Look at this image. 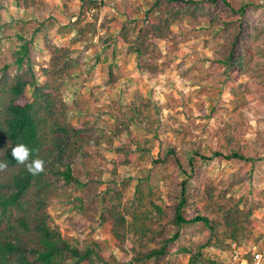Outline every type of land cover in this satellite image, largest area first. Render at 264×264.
Returning <instances> with one entry per match:
<instances>
[{
	"label": "trees",
	"instance_id": "1",
	"mask_svg": "<svg viewBox=\"0 0 264 264\" xmlns=\"http://www.w3.org/2000/svg\"><path fill=\"white\" fill-rule=\"evenodd\" d=\"M14 2L22 10L37 7L34 0ZM1 4L2 0L0 51L7 36ZM102 4L103 0H83L76 19L70 21L74 33L72 41L81 46V51L94 43ZM262 4V0H147L144 5H136V11L142 12L141 24L129 17L113 41L126 45L127 53L136 56L140 70L156 74L161 66L159 44L174 36L173 27L186 20L198 21L204 17L210 23H219L224 31L219 61L228 70H241L255 83H264V24L251 26L248 22L250 12ZM90 12L91 20L87 17ZM18 36L24 41L14 50L15 67L6 63L0 68V161L8 164L5 171H0V264H124L108 259L97 241L90 240L81 247L76 240L65 237L52 223L48 207L59 202L67 211L82 214L87 221L100 224L112 221L116 244L124 249L126 231L131 223L127 222L129 211L121 205V199L130 179L122 180V189L117 187L115 179L113 187L103 188L102 168L106 159L103 144L107 143L117 154L118 159L111 161L122 165L144 160L150 151L139 142L137 149L142 150L141 155L129 145H114L111 135L97 121L85 120L80 126L72 123L74 109L69 105L66 88L79 72L87 73L93 68L88 56L79 57L78 51L70 46L52 45L50 59L38 75L31 53L32 39L27 40L20 32ZM110 42L106 37L102 44ZM116 79L110 70V82ZM155 109L152 101L142 95L120 105L113 116L112 135L120 136L134 123L144 120L151 123ZM18 143L34 150L32 159L38 156L45 161L44 172L33 176L24 165L16 163L11 151ZM213 156L254 160L247 156L245 147L239 142L231 144L225 151L215 149L211 154L196 144L184 152L168 145L164 154L151 157L154 166L167 171L176 168L177 175L184 178L171 180L168 203L161 195L159 198L163 203L144 198L145 179L136 185L139 211L133 216L141 223L133 222V225L140 235V249L131 261L174 264L166 256L181 236L182 228L202 223L214 230L218 215L224 236L230 240L238 243L258 241L249 236L258 226V220L252 218V207L240 206L241 198L219 195L211 183L202 189L191 188L189 179L196 175V160ZM113 173L116 174L115 169ZM110 192L114 195L108 198ZM198 197L205 201L203 207L196 204ZM228 247L229 243L226 250ZM182 251L190 254L187 264H198L203 255L202 246L189 245ZM221 264H226L225 259Z\"/></svg>",
	"mask_w": 264,
	"mask_h": 264
},
{
	"label": "rangeland",
	"instance_id": "2",
	"mask_svg": "<svg viewBox=\"0 0 264 264\" xmlns=\"http://www.w3.org/2000/svg\"><path fill=\"white\" fill-rule=\"evenodd\" d=\"M34 1L37 7L22 10L14 0H2V17L6 21L3 28L7 36L0 51V68L6 63L15 67L14 50L24 41L18 32L27 40L32 39L31 53L38 75L50 59L52 45L74 48L79 57L88 56L89 63L94 66L87 73L79 72L66 88L69 105L74 109L72 123L80 126L85 120L97 121L111 135L114 145H129L141 155L142 150L137 149L139 142L150 151L144 160L122 165L111 161L118 159L117 154L107 143L103 144L106 157L102 168L103 188L113 187L115 179L117 187L122 189V180L130 179L121 199V205L129 211L127 222L131 223L126 231L124 249L116 244L112 221L103 224L87 221L75 210L67 211L65 205L53 202L48 211L52 223L61 233L71 241L76 240L81 247L90 240L99 242L112 261L138 264L131 261L140 249V235L135 230L141 222L133 216L139 211L136 185L145 179L144 198L163 203L159 198L161 195L168 203L171 180L184 178L177 175L176 168L167 171L154 166L151 157L164 154L168 145L184 152L196 144L211 154L215 149L225 151L231 144L239 142L245 147L247 156L254 160L223 156L199 158L196 175L189 179L190 185L193 190H198L211 183L219 195L241 198L240 206L252 207V218L258 220V226L249 233L250 238L264 240V83H255L241 70H228L219 61L225 36L219 23H210L201 17L198 21L186 20L174 26V36L159 44L162 51L160 71L151 74L137 67L136 56L127 53L126 45L113 41L129 17L141 24L142 12L136 11V5H144L147 0H103L98 32L93 45L85 51L72 41L74 33L70 29V21L76 19L83 0ZM262 3L263 6L249 14L251 26L264 24V0ZM91 15L92 12L87 15L89 20ZM102 23L105 25L101 26ZM106 37L111 41L108 45L102 44ZM110 70L117 78L113 83L110 82ZM139 95L150 99L156 107L151 123L146 120L134 123L120 136H113V116L118 113L119 106ZM152 192L154 195H150ZM112 195L114 192L107 197ZM196 204L203 207L205 201L198 197ZM216 218L214 230L202 223L182 228L181 236L166 257L174 264H187L190 254L182 248L202 246L203 255L198 264H221L226 258L230 238L224 236L221 216Z\"/></svg>",
	"mask_w": 264,
	"mask_h": 264
},
{
	"label": "built area",
	"instance_id": "3",
	"mask_svg": "<svg viewBox=\"0 0 264 264\" xmlns=\"http://www.w3.org/2000/svg\"><path fill=\"white\" fill-rule=\"evenodd\" d=\"M226 251V264H264V240H230Z\"/></svg>",
	"mask_w": 264,
	"mask_h": 264
},
{
	"label": "clouds",
	"instance_id": "4",
	"mask_svg": "<svg viewBox=\"0 0 264 264\" xmlns=\"http://www.w3.org/2000/svg\"><path fill=\"white\" fill-rule=\"evenodd\" d=\"M33 149H30L24 143H18L12 147L11 155L17 164L24 165L26 170L33 176L39 175L45 170V161L38 156L32 159ZM8 164L0 161V171H5Z\"/></svg>",
	"mask_w": 264,
	"mask_h": 264
}]
</instances>
